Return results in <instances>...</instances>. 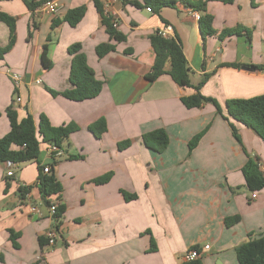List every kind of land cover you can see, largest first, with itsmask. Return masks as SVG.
<instances>
[{
    "label": "crops",
    "instance_id": "obj_1",
    "mask_svg": "<svg viewBox=\"0 0 264 264\" xmlns=\"http://www.w3.org/2000/svg\"><path fill=\"white\" fill-rule=\"evenodd\" d=\"M52 1L58 5L55 14L43 6L30 11L22 0H0V13L15 19L14 44L0 60V139L10 129L4 114L10 106L18 121L31 115L37 124L42 114L53 127H76L59 158H50L49 145L41 144L37 162L14 164L11 177L7 162L0 163V264H182L195 247L202 250V264H239L235 248L264 234V191L251 199L241 175L247 157L257 158L264 171V141L231 121L239 143L211 103L192 109L182 104L193 89L178 86L168 74L153 82L145 76L154 62L149 38L170 25L166 38L180 43L190 83L202 84L203 96L223 108L230 99L263 95L264 70L249 67H264V0H208L213 30H238L222 40L202 37L200 14L180 4L148 12L145 0H127L140 7L97 0L117 23L122 42L108 38L93 0ZM82 6L86 11L75 27L62 21L69 10ZM54 21L61 23L52 28ZM8 41L9 30L0 22V48ZM102 43L115 49L99 59L95 47ZM75 44L103 83L97 97L81 102L46 90L72 89L67 49ZM43 52L48 69L41 62ZM12 74L19 76L18 86ZM99 119L105 120L106 131L96 138L89 127ZM158 129L169 140L162 153L141 142L143 134ZM205 129L189 150V141ZM124 141L130 146L119 150ZM42 167H49L62 187L50 203L65 208L52 247L45 234L54 223L36 187ZM108 174V182L94 183ZM26 186L31 188L20 198L19 189ZM121 192L135 199L126 201ZM31 206L42 217L30 213ZM234 216L239 221L227 227L225 219Z\"/></svg>",
    "mask_w": 264,
    "mask_h": 264
},
{
    "label": "trees",
    "instance_id": "obj_2",
    "mask_svg": "<svg viewBox=\"0 0 264 264\" xmlns=\"http://www.w3.org/2000/svg\"><path fill=\"white\" fill-rule=\"evenodd\" d=\"M28 10L34 11L42 6L45 2L51 0H22ZM208 0H145L144 6L150 10L159 11L162 8H174L177 4L182 5L191 12L200 14L198 22L202 37L217 36L219 40L233 33H238V30H224L217 34L212 28V17L206 14V3ZM223 3H231L232 0H220ZM125 2L140 7L139 3L125 0ZM100 17L101 24L105 29L110 40L115 42L124 41V36L113 27V19L105 15L102 6L93 0ZM86 8L84 6L69 10L63 20L70 27H75L83 18ZM0 22L4 23L9 30V41L6 47L0 48V60L3 55L11 48L15 41V19L9 17L5 13H0ZM61 21H54L52 28L58 26ZM151 48L154 53V62L150 72L145 76L149 82L155 81L163 74H168L172 81L180 87L191 88L195 94L181 99L182 104L187 109L198 108L204 103H211L216 110V113L226 120L231 127L232 136L240 143L237 131L231 121L237 122L243 126L252 129L264 141V94L249 99H230L224 103L222 108L214 99L203 96L200 93L202 84L192 86L190 83V69L183 54L180 43L174 38H164L156 32L149 38ZM115 47L109 43H102L95 47V54L100 59L109 52L114 51ZM68 55L72 57L69 70V83L72 89L63 93H57L46 88L47 92L53 97L62 96L70 101L81 102L91 100L97 97L103 83L95 78L93 70L88 66L86 57L81 52V47L78 44L72 45L67 49ZM41 62L45 69L50 67V62L46 58L45 52L42 53ZM166 64L169 65V70H166ZM239 68L240 64H225ZM249 68L253 70H264L263 66L251 65ZM4 114L9 122V132L0 139V163L11 162L20 164L24 162H37L40 154L41 144L55 145L62 149L63 144L68 140L69 135L76 131L73 124H66L59 127L50 125L48 119L44 115L39 116L37 124H35L31 115H27L22 120H17V114L12 107H7ZM96 138H100L106 131V122L104 119L97 120L89 127ZM206 129L195 135L188 143V149L192 150L196 147ZM143 146L155 153H162L168 146V136L162 129L154 130L143 134L141 137ZM130 141H124L118 144L119 150H124L130 146ZM16 147V149H13ZM41 174L37 178L36 187L47 207L50 205V198L59 197L62 192L60 183L56 180L53 174ZM241 175L244 180L245 187L250 193H258L264 191V172L260 169V164L257 158L247 157L246 162L241 168ZM110 175H106L94 181L95 184H104L108 182ZM30 186L19 189L20 198H24ZM126 201L135 199V195H130L121 192ZM64 206L58 204L53 218L56 220L57 229L58 222L64 213ZM238 216L226 218L224 223L227 227L237 223ZM10 240L13 246H16V235L10 231ZM150 249L153 250L154 242L151 240ZM192 250H199L196 247ZM236 259L239 264H264V234L257 238H248V240L235 248ZM202 257L190 262L182 264H202Z\"/></svg>",
    "mask_w": 264,
    "mask_h": 264
},
{
    "label": "built area",
    "instance_id": "obj_3",
    "mask_svg": "<svg viewBox=\"0 0 264 264\" xmlns=\"http://www.w3.org/2000/svg\"><path fill=\"white\" fill-rule=\"evenodd\" d=\"M42 6L51 14H55L58 11V5L52 0L45 2ZM146 10L148 12H151L150 8H147ZM113 27L117 29V23L115 21H113ZM171 31H172L171 26L167 25L163 29L158 31V35L166 38L168 36V34L171 33ZM11 77H12V80L14 81L15 85L18 86V82L20 80L19 76L16 74H12ZM15 101L17 103H19L21 101V99L17 97L15 99ZM48 154H49L50 158H59V157L63 156V150L52 144V145H49V147H48ZM13 166H14L13 163L7 162L8 171H7L6 175L8 177H11L13 175V172L11 171ZM49 171H50L49 167H46L43 169L42 173L48 174ZM255 198H256V193H251V199H255ZM56 208H57V205L55 203H50V205L47 209L49 216L51 217V219L54 223V226L56 225V220L53 218V215L55 214ZM30 213H32L35 216L42 217L41 212L37 206H31L30 207ZM56 235H57V231L54 227L50 228L46 232L45 239H46L47 245L49 247H52L55 244ZM208 249H209L208 245L204 246L203 252H206ZM201 253H202V250H197V251L196 250H190L189 252H187L184 255L183 262H190V261H193L195 259H198L201 257V255H202Z\"/></svg>",
    "mask_w": 264,
    "mask_h": 264
},
{
    "label": "water",
    "instance_id": "obj_4",
    "mask_svg": "<svg viewBox=\"0 0 264 264\" xmlns=\"http://www.w3.org/2000/svg\"><path fill=\"white\" fill-rule=\"evenodd\" d=\"M243 69H244V70H249L248 68H245V67H244Z\"/></svg>",
    "mask_w": 264,
    "mask_h": 264
}]
</instances>
